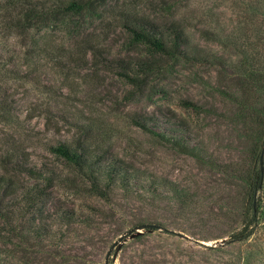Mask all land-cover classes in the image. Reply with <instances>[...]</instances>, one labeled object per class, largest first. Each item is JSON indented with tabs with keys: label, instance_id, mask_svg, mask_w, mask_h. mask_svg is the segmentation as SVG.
<instances>
[{
	"label": "rangeland",
	"instance_id": "rangeland-1",
	"mask_svg": "<svg viewBox=\"0 0 264 264\" xmlns=\"http://www.w3.org/2000/svg\"><path fill=\"white\" fill-rule=\"evenodd\" d=\"M8 1L16 0H0ZM1 8L0 173L5 154L14 151L7 168L18 193L39 179L14 169L16 162L59 176L40 201L17 207L14 200L13 222L0 217V264H264V213L252 236L232 239L250 205L248 174L255 162L253 137L248 140L236 119L238 103L228 98L238 89L225 61L240 65L252 57L264 72V0H108L94 13H67L28 30L9 21L12 6ZM123 11L164 27L177 22L189 52L203 57L162 58L161 71L142 74L144 81L135 84L125 73L135 76L134 61L155 53L131 42ZM118 58L128 66H119ZM186 99L199 107H186ZM250 101L264 107V88ZM141 115L157 130L184 134L200 158L136 125ZM62 142L91 146L101 161L116 158L134 182L171 181L186 197L180 201L159 188L155 199L136 183L129 191L116 187L108 199L92 194L84 174L50 151ZM263 195L264 188L256 202ZM41 216L57 234L51 249L23 242L13 231ZM142 224L161 228L139 229Z\"/></svg>",
	"mask_w": 264,
	"mask_h": 264
},
{
	"label": "trees",
	"instance_id": "trees-1",
	"mask_svg": "<svg viewBox=\"0 0 264 264\" xmlns=\"http://www.w3.org/2000/svg\"><path fill=\"white\" fill-rule=\"evenodd\" d=\"M54 3V5L48 4V2L34 3L32 0H16L11 2V4L9 1L7 4L0 2V10L3 9L1 7L7 8L12 6V13L7 12L9 13V21L13 23L12 25L14 27L20 30H28L38 29L43 26H48L55 21L62 20L67 13L74 15L94 13L100 7L105 6L108 0H58V3ZM162 3L165 4L166 2L162 1ZM119 15L122 17L120 19L122 27L131 35V42L134 44L142 43L148 45L151 47L153 53H155L150 58L134 61L137 69L135 76L125 73L126 77L135 84H140L144 81L142 74L161 71L162 67L165 66L162 58H165L167 61H174L181 56L189 59H196L199 56L203 57L201 53L189 52L186 33L177 22H173L164 27L145 18L144 15L140 16L127 11H123ZM213 35L211 39L217 41L216 36ZM90 48L94 49L96 47L91 44ZM98 51L100 52V50ZM219 58L217 57L216 59ZM225 61L226 65L231 66L236 72V78L232 80H236L238 89L234 94L228 93V98L238 103L236 105V119L243 124L248 140L253 137L252 154L254 155L255 163L252 172L248 174L250 205L243 215L242 227L232 235L233 241H244L254 234L256 226L259 224L262 216L261 214L264 213V195L256 202L258 190L264 188V161L261 164L260 160L264 147V107L260 104H253L250 101L251 97L259 95L260 89L264 88V72L255 66L257 62L253 61L252 57L245 59L240 65L232 63L233 61L231 59ZM116 62L119 66H123L121 63L125 65L124 67L128 66L122 58H118ZM239 92L241 96H237ZM182 103L186 107H199L192 100L186 99ZM147 120H150V118L144 115L134 119L136 125L157 136L160 140L171 143L182 153L191 155L197 159L200 158V152L197 146L191 144L184 134H169L170 131L157 130L155 126L149 125L146 122ZM49 149L64 159L66 164L82 172L90 184L88 191L100 197L108 199L110 192L116 187H122L126 191H129L133 183H136L137 188L148 193L155 199L157 198L159 188H163L177 200L181 201L186 197V192L183 189H179V186L177 187L175 183L166 179H141L134 182L131 180L133 179V172L126 168L121 161L116 160V158L107 161H101L102 158L100 157L94 158V151L91 146L82 143L74 146L62 142L56 145H50ZM15 159L16 155L14 151L5 154V157L2 159L4 171L0 173V217L4 219L5 223H9V221L13 222L14 217L16 218L17 216L16 209L14 210V200H20L18 203H15L17 207L22 203L30 205L38 199L40 201L46 195V188L54 185L57 179L56 176H59L52 170L39 171L37 173L31 168H27L23 163L16 162L13 167L14 169L26 171L36 179L42 181L41 186L38 180L32 185L29 184L25 190L18 193L19 186L14 183L15 180L7 168ZM143 177L146 176L143 175ZM17 194H21L20 199L15 197ZM20 209L18 210L20 212L18 215H21V218H23L26 212ZM29 222L28 220L25 225L15 226L13 228V231L22 238L23 242H34V246L43 248H50L51 244L55 245L57 234L52 230V223L47 225L42 216L38 218V222L37 219H34V222L31 221L34 225H30ZM62 222L67 224L71 222V219H69V222Z\"/></svg>",
	"mask_w": 264,
	"mask_h": 264
},
{
	"label": "water",
	"instance_id": "water-1",
	"mask_svg": "<svg viewBox=\"0 0 264 264\" xmlns=\"http://www.w3.org/2000/svg\"><path fill=\"white\" fill-rule=\"evenodd\" d=\"M260 160H261V164H262L263 161H264V149H263V151H262V153H261ZM262 171H263V168H262ZM146 227H151V228H153V227H158V228H161L160 226H158V225H154V224H142V225H140L138 228L141 229V228H146ZM139 232H142V231H139ZM173 232L179 234V235L182 236V237L189 238L188 235H185V234H183V233H181V232H176V231H173ZM121 238H122V237H121ZM115 245H116V243H114V245H113V246L111 247V249L108 251V253H107V259H109L110 255H111V252H112V249L114 248Z\"/></svg>",
	"mask_w": 264,
	"mask_h": 264
}]
</instances>
